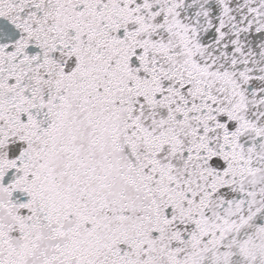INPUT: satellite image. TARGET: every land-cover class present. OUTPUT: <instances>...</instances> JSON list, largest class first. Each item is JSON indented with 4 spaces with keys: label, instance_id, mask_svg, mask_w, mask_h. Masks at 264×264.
Segmentation results:
<instances>
[{
    "label": "water",
    "instance_id": "1",
    "mask_svg": "<svg viewBox=\"0 0 264 264\" xmlns=\"http://www.w3.org/2000/svg\"><path fill=\"white\" fill-rule=\"evenodd\" d=\"M0 264H264V0H0Z\"/></svg>",
    "mask_w": 264,
    "mask_h": 264
}]
</instances>
